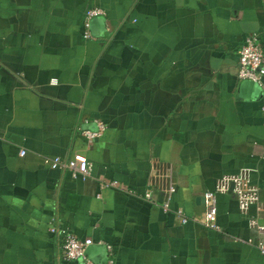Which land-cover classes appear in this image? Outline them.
Here are the masks:
<instances>
[{"label": "crops", "instance_id": "0c3cea01", "mask_svg": "<svg viewBox=\"0 0 264 264\" xmlns=\"http://www.w3.org/2000/svg\"><path fill=\"white\" fill-rule=\"evenodd\" d=\"M249 32L264 44V0H0V264H86L62 258L51 217L93 238L96 264L98 239L113 264H264L248 223L264 220V75L237 77ZM74 152L87 174L43 162ZM244 166L258 201L217 193L208 228L203 192Z\"/></svg>", "mask_w": 264, "mask_h": 264}, {"label": "built area", "instance_id": "2783aa9c", "mask_svg": "<svg viewBox=\"0 0 264 264\" xmlns=\"http://www.w3.org/2000/svg\"><path fill=\"white\" fill-rule=\"evenodd\" d=\"M103 13V8L99 6L88 7L83 17V38L93 37L91 33V20L94 16ZM264 75V44L257 32L247 33L238 49L237 59V77L246 78L260 83ZM95 127H81L80 132L83 135L87 144L100 136L106 127V123L99 119L93 118ZM20 154L25 152L21 149ZM43 162L52 168H61L70 170L73 176L79 174H87L90 169V162L86 155L81 152H74L70 157H62L59 155L43 157ZM253 168L244 166L239 168L235 173L223 174L215 181L213 188L207 189L203 192L205 200L204 210V224L211 229L219 230L220 227L216 221L217 204L216 195L219 192H231L235 194L239 209L246 213L249 206L258 201V186L251 179V171ZM116 181L105 182L104 185L116 186ZM144 197H150L149 192L144 193ZM163 208H167L166 203ZM177 216L182 222L188 220V217L181 209L176 210ZM49 230L55 232L58 244L62 250L61 256L66 260L83 259L86 264H96L87 257V247L94 242L90 236H78L70 229H57L53 220L50 218ZM250 226L255 227L259 233L264 234V220L257 222L254 217L248 219ZM253 241L254 245L264 254V238ZM97 243L105 245L107 251V258L103 264L114 263L113 245L102 239L96 240Z\"/></svg>", "mask_w": 264, "mask_h": 264}]
</instances>
